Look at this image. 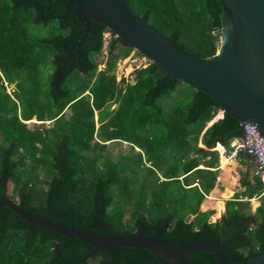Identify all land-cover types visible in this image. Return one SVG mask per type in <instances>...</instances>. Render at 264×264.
I'll list each match as a JSON object with an SVG mask.
<instances>
[{
  "label": "trees",
  "instance_id": "1",
  "mask_svg": "<svg viewBox=\"0 0 264 264\" xmlns=\"http://www.w3.org/2000/svg\"><path fill=\"white\" fill-rule=\"evenodd\" d=\"M128 2L182 49L203 58L216 53L225 19L220 0ZM65 3L0 0V199L13 200L12 179L25 210L63 226L73 221L79 230L104 235L136 234L144 227L146 234L160 233L172 242L225 237L227 249L240 260L264 250V186L245 159L240 162L243 189L227 200L221 219L212 222L214 210H201L219 175V153L212 148L222 152L242 136L239 119L224 112L212 122L223 109L215 99L151 62L136 69L134 83L120 86L114 70L132 49L113 38L106 67L98 70L94 57L110 31L102 22L91 20L81 46L84 60L78 61L85 26L73 11L57 18L66 13ZM40 27L48 31L42 35ZM34 117L40 122L31 126L26 121ZM116 139L131 148L114 158L104 151ZM25 159L32 163L29 168ZM226 159L221 155L222 164ZM40 168L49 173L41 179ZM254 197L260 199L255 212ZM67 240L7 205L0 208V264H163L153 263L146 248L93 252L77 239L62 245ZM189 257L196 264H218L212 252Z\"/></svg>",
  "mask_w": 264,
  "mask_h": 264
},
{
  "label": "water",
  "instance_id": "2",
  "mask_svg": "<svg viewBox=\"0 0 264 264\" xmlns=\"http://www.w3.org/2000/svg\"><path fill=\"white\" fill-rule=\"evenodd\" d=\"M224 9V26L215 54L203 58L176 45L161 30L149 25L130 6L128 0H66L64 15L71 11L85 26L79 37L78 51L91 30V20L104 23L122 45L136 50L148 61L171 77L203 90L215 99L223 110L239 119L244 133L247 124L256 125L264 136V0H220ZM16 82L12 83L14 88ZM245 161L253 168L251 158ZM226 186V182L223 181ZM9 206L22 217L45 229L68 237L62 245L83 241L93 252L113 251L124 246L146 248L154 255V262L163 264H196L189 254L214 253L218 264H264V250L242 260L227 249L225 237H204L186 242L181 238L172 242L160 233L92 234L86 230L63 226L25 210L18 202L3 196L0 208ZM192 215H188L190 222ZM198 229V227H197Z\"/></svg>",
  "mask_w": 264,
  "mask_h": 264
},
{
  "label": "rangeland",
  "instance_id": "3",
  "mask_svg": "<svg viewBox=\"0 0 264 264\" xmlns=\"http://www.w3.org/2000/svg\"><path fill=\"white\" fill-rule=\"evenodd\" d=\"M35 30H36V28H35ZM47 31L48 30L46 27H40L38 30V32L41 33L42 35H44ZM113 37H116V36L111 35L110 39H108L107 41H109V40L111 41V39ZM106 46H109V45H107V43L105 42L102 53L98 54L94 57V60L96 61L97 65H98L97 66L98 70H102L106 67V60H107V53H108V47H106ZM149 62L150 61H148L142 54H140L136 50L132 49V51L130 52V54L127 57L120 58L117 62L115 70H114V72L116 74V81L122 87H124L127 83H134L135 79H136L135 78L136 77V69L146 67L149 64ZM10 90H11V88L7 89L8 92ZM86 92H88V91H86ZM115 106L116 105H112L111 109H113ZM65 113L67 115H70L71 114L70 108H65ZM95 120L97 121V126H99L98 113L95 114ZM31 121H33V122H28V121H26V122L31 126L38 125L40 122L36 117H34ZM45 122H46V125H52L53 124L52 120L51 121L46 120ZM3 139H4V136H3L2 130L0 129V141L3 142ZM216 147H217V145L212 148V150L217 151L219 153V167H218L219 168V175H218V180L216 182L215 187L217 186L216 189H218L220 191L219 193H217V199L218 200L221 199L225 202V211H226V202L229 198L224 196V193H226L224 191L233 190V194L231 195V196H233L235 192H238V191L243 189V187L241 186V170H245V165L241 164L240 162H243L242 160L245 159V156L243 154H241L240 157L237 158L236 166L232 170V175L235 176L236 179L230 178L228 180V178H226L227 179L226 180L223 178L222 181L225 180V182H226V186H224L221 179H219V176L221 175V172H222L220 169L221 164H222L221 163V161H222L221 160V153L219 152V150L216 149ZM130 148H131V146H130L129 142L124 141V140H120V139H116V140H112V141L107 142V148L105 149L104 152L107 154H110L112 157L115 158L120 154L127 153L130 150ZM134 150L138 151L137 148H134ZM231 161H235V160L232 159ZM18 162L20 164V160ZM31 164L32 163L28 159H25V168H29L31 166ZM222 169L224 170L223 167H222ZM252 170H253V168H251V173H252V177H253ZM37 172H38L37 175L40 179L44 176L45 173L49 174L42 168L38 169ZM129 173L130 172H128V174ZM256 178L258 179V176H256ZM235 181H236V183H235ZM130 187L134 188V189H138V184L132 183V184H130ZM14 188H15V184H14L13 180L10 179L9 191L12 192L11 197L16 202H19V196L16 195V190ZM43 189L44 190L42 191V193L44 194V193H46L48 186L44 185ZM205 200H207V197L204 199V201ZM256 201H258V202H256ZM250 203H251L250 205H251L252 211L255 212L256 208L260 205V199L257 197H254ZM205 206L207 207L206 210H212V209L215 210L214 213L211 215L210 219L211 218L213 220L214 219H218V220L221 219L223 214L219 218H218V216H216V218L213 217L215 212H216V209L213 205H211V206L205 205ZM201 210H202V208H201ZM130 218H131L130 212L126 211L123 215L124 224H128ZM87 264H95V263L93 261H89Z\"/></svg>",
  "mask_w": 264,
  "mask_h": 264
},
{
  "label": "built area",
  "instance_id": "4",
  "mask_svg": "<svg viewBox=\"0 0 264 264\" xmlns=\"http://www.w3.org/2000/svg\"><path fill=\"white\" fill-rule=\"evenodd\" d=\"M104 36L108 40L110 39L111 33L107 32ZM223 117L224 110H219L214 120H219ZM256 127V125L247 124L242 136L234 138L230 142V146L228 148L224 147L220 153L234 160L242 153L248 155L251 158V164L255 166V175L258 176L264 186V136L262 134L260 135V131ZM262 194H264V188Z\"/></svg>",
  "mask_w": 264,
  "mask_h": 264
},
{
  "label": "bare ground",
  "instance_id": "5",
  "mask_svg": "<svg viewBox=\"0 0 264 264\" xmlns=\"http://www.w3.org/2000/svg\"><path fill=\"white\" fill-rule=\"evenodd\" d=\"M227 159H228V161L227 162H225V163H223L222 165H223V168H224V171H222V172H225L224 173V176L227 174V178L228 177H231V171L233 170V166L236 164L235 162H233V161H230V160H232V159H229L228 157H226ZM235 167V166H234ZM223 170V169H222ZM221 172V173H222ZM221 176V175H220ZM223 180V179H222ZM227 180V179H226ZM225 181V180H224ZM211 202H215L214 203V207H216L217 208V210H218V212H216L215 213V215L216 216H219L220 215V213H221V211L223 210V208H224V202H223V200H218L217 199V191L214 189L213 191H212V193L210 194V196H209V198L206 200V202H205V204L204 205H209ZM257 202V201H256ZM215 215H214V217H215Z\"/></svg>",
  "mask_w": 264,
  "mask_h": 264
},
{
  "label": "crops",
  "instance_id": "6",
  "mask_svg": "<svg viewBox=\"0 0 264 264\" xmlns=\"http://www.w3.org/2000/svg\"><path fill=\"white\" fill-rule=\"evenodd\" d=\"M227 161H228V159H226V160L224 161V163L227 162ZM230 161H231V160H230ZM236 161H237V160H235V161H233V162L237 163ZM234 166H236V164H235ZM234 166H233V169H234ZM222 167H223V165H221L220 169H221V171H224V170H222ZM224 173H225V172H222V173H221V176H219V179H221V181H222L223 178H224V179L227 178V174L224 176ZM230 174H231V177H228V180H229L230 178H234V179H236V177L232 175V171H231ZM222 182H223V181H222ZM235 183H236V181H235ZM216 187H217V186H216ZM216 187L213 188V190L215 189V190L217 191V193H219L220 191H219L218 189H216ZM213 190H212V191H213ZM212 191L209 193L207 199L209 198V196H210V194L212 193ZM224 192H226V193H224V195L227 194V193H228V194H229V193H232V194H233V190H227V191H224ZM205 202H206V200H205V201L202 203V205H201L202 210H206V208H207V207L204 205ZM223 202H224V201H223ZM257 202H258V201H257ZM214 203H215V202H211L209 205H210V206H211V205L215 206ZM215 209L217 210L216 207H215ZM216 212H218V210H217ZM216 212H215V213H216ZM224 212H225V202H224V208H223L222 212L220 213V215H219L218 217H220ZM214 215H215V214H214ZM213 217H214V216H213ZM215 218H216V215H215Z\"/></svg>",
  "mask_w": 264,
  "mask_h": 264
},
{
  "label": "clouds",
  "instance_id": "7",
  "mask_svg": "<svg viewBox=\"0 0 264 264\" xmlns=\"http://www.w3.org/2000/svg\"><path fill=\"white\" fill-rule=\"evenodd\" d=\"M107 32H110L111 35L116 36L111 30H110V31H107ZM107 32H105V33H107ZM105 33H104V34H105ZM116 37H117V36H116ZM116 37H113V38H116ZM113 38H112V39H113ZM112 39H111V40H112ZM105 42L107 43V45H109L110 40L107 41V40L105 39V36H104V43H105ZM106 47H109V46H106ZM5 84L7 85V89H9V85H8V83L5 82ZM11 87H12V85H11ZM220 110H223V109H220ZM224 112H225V111H224ZM216 114H217V113H216ZM215 116H216V115H215ZM214 119H215V117H214ZM214 119L212 120V122L217 121V120H214ZM212 122H211V123H212ZM209 124H210V123H209ZM129 144H130V143H129ZM224 147H226V146H224ZM135 148H137L138 150H140L138 147H135ZM219 152H220V151H219ZM242 154L245 156V158L248 157V155H246V154H244V153H242ZM236 160H237V159H236ZM250 166H251V165H250ZM253 177H256V175L254 174ZM258 179H259V178H258ZM217 180H218V179H217ZM208 195H209V194H208ZM208 195H206V197H208ZM206 197H205V198H206ZM231 197H232V196H230V197H228V198H231ZM252 199H253V198H252ZM252 199H251V201H252ZM203 202H204V200H203ZM203 202H202V203H203ZM201 205H202V204H201ZM212 210H213V209H212ZM202 211H206V210H202ZM214 211H215V210H214ZM216 211H217V210H216ZM223 214H224V213H223ZM191 215H192V214H191ZM221 216H222V215H221ZM221 216H220V217H221ZM192 218H193V215H192ZM192 218H191V219H192ZM218 218H219V217H218ZM215 220L217 221L218 219H214V220H213L212 218L210 219V221H212V222H214ZM190 221H191V220H190Z\"/></svg>",
  "mask_w": 264,
  "mask_h": 264
},
{
  "label": "flooded vegetation",
  "instance_id": "8",
  "mask_svg": "<svg viewBox=\"0 0 264 264\" xmlns=\"http://www.w3.org/2000/svg\"><path fill=\"white\" fill-rule=\"evenodd\" d=\"M41 16L43 17V15L41 14ZM46 19H51V17H45ZM66 47H68V46H66ZM70 58H73V56L70 54L69 56H68V59H70ZM81 59H83L84 60V58H83V54L81 55L80 54V56H79V58H78V61H80ZM67 60H65V62H66ZM58 72V75L60 76V72L59 71H57ZM9 89H10V87H9ZM131 145V144H130ZM250 167V169H251V166H249ZM242 178V177H241ZM100 223V220L98 219L97 220V224H99ZM142 232H146L145 231V229H144V227H142ZM64 260V259H63ZM64 264H65V260H64Z\"/></svg>",
  "mask_w": 264,
  "mask_h": 264
}]
</instances>
